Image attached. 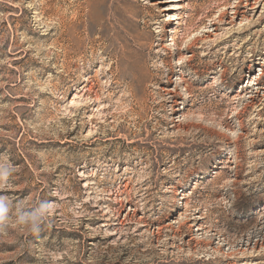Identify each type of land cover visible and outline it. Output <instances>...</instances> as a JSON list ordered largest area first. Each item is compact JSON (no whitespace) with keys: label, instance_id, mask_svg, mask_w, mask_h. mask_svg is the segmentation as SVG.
<instances>
[{"label":"rangeland","instance_id":"374dc122","mask_svg":"<svg viewBox=\"0 0 264 264\" xmlns=\"http://www.w3.org/2000/svg\"><path fill=\"white\" fill-rule=\"evenodd\" d=\"M0 158V264H264V0H0Z\"/></svg>","mask_w":264,"mask_h":264},{"label":"clouds","instance_id":"9594fccd","mask_svg":"<svg viewBox=\"0 0 264 264\" xmlns=\"http://www.w3.org/2000/svg\"><path fill=\"white\" fill-rule=\"evenodd\" d=\"M17 171L7 158H0V188H6ZM51 211L52 206L38 198L30 204H14L9 197L0 195V230L6 229L11 221L28 234L38 233Z\"/></svg>","mask_w":264,"mask_h":264},{"label":"bare ground","instance_id":"6f19581e","mask_svg":"<svg viewBox=\"0 0 264 264\" xmlns=\"http://www.w3.org/2000/svg\"><path fill=\"white\" fill-rule=\"evenodd\" d=\"M174 32V31H173ZM187 48H189V47H187ZM191 55H193V54H191ZM260 74H262V73H260ZM263 75V74H262Z\"/></svg>","mask_w":264,"mask_h":264}]
</instances>
